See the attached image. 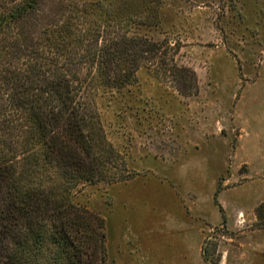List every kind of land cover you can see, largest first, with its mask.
Returning <instances> with one entry per match:
<instances>
[{
  "label": "rangeland",
  "instance_id": "1",
  "mask_svg": "<svg viewBox=\"0 0 264 264\" xmlns=\"http://www.w3.org/2000/svg\"><path fill=\"white\" fill-rule=\"evenodd\" d=\"M76 1L161 49L93 93L111 178L129 180L71 198L104 219L108 264H206L204 246L211 264H264V0Z\"/></svg>",
  "mask_w": 264,
  "mask_h": 264
},
{
  "label": "trees",
  "instance_id": "2",
  "mask_svg": "<svg viewBox=\"0 0 264 264\" xmlns=\"http://www.w3.org/2000/svg\"><path fill=\"white\" fill-rule=\"evenodd\" d=\"M159 46L90 2L0 0V264H108L104 219L71 198L129 180L111 178L93 93L131 84Z\"/></svg>",
  "mask_w": 264,
  "mask_h": 264
}]
</instances>
